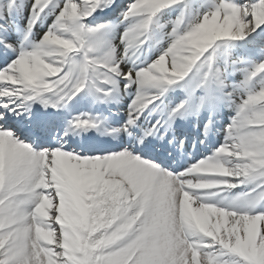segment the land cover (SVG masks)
Returning a JSON list of instances; mask_svg holds the SVG:
<instances>
[{"label": "snow or ice", "instance_id": "obj_1", "mask_svg": "<svg viewBox=\"0 0 264 264\" xmlns=\"http://www.w3.org/2000/svg\"><path fill=\"white\" fill-rule=\"evenodd\" d=\"M0 264H264V0H0Z\"/></svg>", "mask_w": 264, "mask_h": 264}]
</instances>
